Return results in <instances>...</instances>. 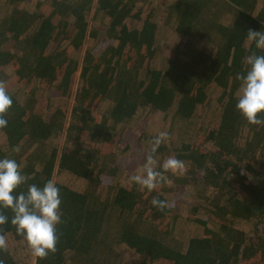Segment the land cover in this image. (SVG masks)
Here are the masks:
<instances>
[{"label":"trees","instance_id":"16d2710c","mask_svg":"<svg viewBox=\"0 0 264 264\" xmlns=\"http://www.w3.org/2000/svg\"><path fill=\"white\" fill-rule=\"evenodd\" d=\"M0 264H264V0H0Z\"/></svg>","mask_w":264,"mask_h":264}]
</instances>
